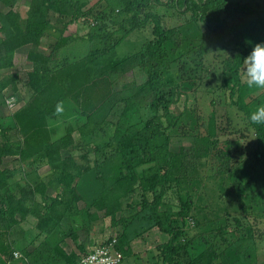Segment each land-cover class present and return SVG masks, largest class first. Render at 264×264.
<instances>
[{"label":"trees","instance_id":"obj_1","mask_svg":"<svg viewBox=\"0 0 264 264\" xmlns=\"http://www.w3.org/2000/svg\"><path fill=\"white\" fill-rule=\"evenodd\" d=\"M18 1L0 0V94L9 87L14 93L23 91L26 103L11 116V127H0V163L4 158L16 157L27 163L22 168L26 176L33 178L27 179L20 191L10 183L11 170L0 169V264H78L81 256L87 253L85 247L80 246L82 253L79 256L74 252L68 254L56 236L64 225H68L60 234L61 238L78 240L81 226L70 218L73 210L78 211L76 205L84 201L77 190V180L98 169L100 174L96 179L103 185L93 202L85 204L84 211L89 217L85 225L98 220V215L91 213L93 207L104 210L112 218V227L122 224L124 230L118 236L104 238L102 242L116 238L115 248L124 259L134 255L127 234L131 223L127 217L120 218V222L115 219L123 212V199L129 197L141 204L138 214L130 219L137 220L144 210L153 222L151 227L169 237L156 247L157 260L153 264H255L256 244H250V237L241 239V249L229 246L220 250L212 245L199 257L192 258L188 244L181 241L183 231L178 222L190 216L192 207V198L185 194L188 192L184 186L218 144L214 117L218 107H227L230 102L232 108L244 114V129L256 139L257 161L264 171V123L254 124L250 120V114L264 104V91L253 99L248 98L249 101L241 95L245 92L251 95L256 89L247 86L241 91L240 69L243 59L252 50L246 35L228 23L235 12L255 14L257 11L227 0L176 2V6L185 8V12L198 13L199 20H211L213 25L209 30L222 28L235 42L238 52L231 68L235 83L227 89L230 99L223 98L226 93L218 98L212 95L209 111L200 103L193 104L191 109L197 113L198 134L192 137L190 147L173 148L171 131L178 127L186 112L176 114L172 108L184 95L183 84L202 79L206 52L202 43L184 54L172 56L176 50L168 49L174 40L170 37L171 31L163 27L157 14L146 12L151 2L161 4V0H31L26 19L14 10ZM5 8L7 11L3 10ZM142 13H145L144 17ZM78 24L86 26L89 34L65 35L70 27ZM149 27L152 39L146 40L134 53L123 57L117 55V48L132 32ZM53 28L59 37L46 53L41 50L42 41L51 36L49 30ZM201 32L204 34L203 29ZM79 41L91 46L87 56L75 59L69 48ZM25 47H30L27 61L32 69L27 72V80L22 81L14 70V57ZM220 90L226 89L221 87ZM107 101L111 103V112L116 114L113 124L109 121L115 127L113 136L103 147L76 145V132L84 141L102 130L103 121L96 114ZM69 102L75 106L72 114L77 128L65 125V133L57 136L53 127L64 122L61 108ZM0 107V119L9 118L8 112H4L8 110L5 100L0 101ZM12 129L15 137L10 136ZM221 131L224 134V130ZM92 151L98 158L94 166L88 159ZM117 155L119 163H106ZM216 156L224 158L221 151ZM80 157L87 166L77 164ZM231 161L230 157L224 162L226 171ZM44 164L50 167L49 179L37 176ZM242 164L247 171L249 165L243 161L235 163L230 171ZM105 165H110L111 170H103ZM116 167L120 169L119 174L111 176ZM253 170L247 171L251 185L254 184ZM108 173L111 174L107 176ZM253 186L254 194L259 196L258 184ZM49 190L56 196L51 197ZM137 195L140 200L135 199ZM28 200L34 201L31 207L25 205ZM29 215L37 219L38 239L42 238L31 252L19 250L25 233L20 231V225ZM237 225L241 226L238 222ZM88 228L80 231L88 233ZM85 243H89L88 240ZM23 248L27 246L23 245ZM15 252L21 256L15 258Z\"/></svg>","mask_w":264,"mask_h":264},{"label":"rangeland","instance_id":"obj_2","mask_svg":"<svg viewBox=\"0 0 264 264\" xmlns=\"http://www.w3.org/2000/svg\"><path fill=\"white\" fill-rule=\"evenodd\" d=\"M94 2L98 0H92ZM161 4L155 2L150 3V7L146 12H153L159 16L163 27L171 31L170 37L174 40L170 42L168 49L176 53L172 56L175 57L178 54L185 53L188 50H192L204 43L205 49L204 67L205 72L202 73V79L198 82L183 84V96L180 102L172 108L176 114L186 112L185 116L181 119L178 127L171 131L173 137V148L179 146L190 147L192 143V137L198 134L197 129V113L194 112L191 107L193 104H201L206 106L207 111L211 110L209 102H211L212 95L218 98V96L226 93L223 98H229L228 88L234 86L233 74L231 68L235 64V55L238 52L235 42L231 37L223 32L222 28L216 30H209L211 20H199V14L194 12H185V8L176 6V2L179 0H161ZM233 5L239 3L246 5L249 8L257 11L255 14H248L241 11L235 12L231 19L228 20L229 25L238 27L248 40L251 50L257 43H264V0H227ZM31 0H19L14 10L19 12L21 16L26 19ZM169 3V4H168ZM168 4V5H167ZM120 9V7L118 8ZM251 9V10H252ZM0 10L1 6H0ZM7 11V9H3ZM257 13V14H256ZM142 17L145 13L141 14ZM204 30V34L201 30ZM91 30V29H90ZM50 37H46L42 41L41 50L49 53V46L53 44L59 37V33L55 28L50 29ZM89 29L83 25H76L69 28L66 36L72 34H79V36H85L89 34ZM152 29L145 28L132 32L130 36L117 48V55L123 57L127 54L134 53L139 50L142 44L149 39H152ZM180 45V46H179ZM90 43L85 41H79L70 47L71 55L77 58H83L88 55L90 50ZM30 47H25L18 50L14 57V70L19 73L20 79L27 80V72L32 69V65L27 61V55ZM73 57V58H74ZM243 67L240 69L241 78V91H243L247 85L243 79ZM2 72V71H1ZM138 75V72H135ZM138 76H136L137 78ZM3 78V77H1ZM141 83V80L139 81ZM197 87H199L197 89ZM226 90H220V88ZM198 91V94L196 92ZM264 89L256 88L254 92L241 94L245 98H254L257 94L262 93ZM242 93V92H241ZM250 95V96H249ZM249 96V97H248ZM16 98L18 105L14 108H9L7 100L9 98ZM5 98V99H4ZM224 98V99H225ZM239 100V97H237ZM5 100V105L8 110L9 118L0 119V127L8 128L12 125L11 116L25 105V94L23 91L14 93L12 88H7L0 94V101ZM243 98H240L242 101ZM249 101V99L247 100ZM228 102L227 107H218L214 114L215 126L217 128V140L218 144L215 150L209 158L203 160L199 167L190 175L191 181L184 186V189L192 198V207L190 210V216L185 220L179 219V227L183 231L181 241L188 244V253L192 258L199 257L210 246H215L218 249L228 248L229 246L235 249H241V239L248 238L250 244L254 242L256 244V262L255 264H264V174L262 170V164H258L256 156V150L259 148L256 143L253 134L248 133L247 129H244L243 124L246 123L244 114L239 112L236 108H232ZM264 106V104H261ZM9 106V107H8ZM1 108V107H0ZM75 106L73 102L63 108H61L62 124L53 127V132L57 133V136H61L65 133L66 127L71 124L74 128H77V123L73 119V110ZM7 114V113H6ZM115 112H111V103L106 102V105L101 106L98 109L96 117L103 121L102 130L95 134L93 137L81 140L79 133L74 134L76 145L85 146H99L103 147L114 134V126L112 125L115 120ZM7 116V115H6ZM109 121L112 122L110 125ZM66 125V127H65ZM224 130V134L221 131ZM228 132L230 135H228ZM10 136H16L12 129ZM246 136L245 138H241ZM241 141V142H240ZM233 144L232 147L230 145ZM240 146V147H239ZM93 148V147H92ZM238 149L239 152L233 153V150ZM242 149V151L240 150ZM91 150V149H90ZM221 151L224 158L216 156ZM78 155V154H76ZM103 155L101 158L105 157ZM232 159L230 167L226 171L224 162L230 158ZM116 158V159H115ZM120 157L117 155L106 163H119ZM88 159L92 160V166L95 165L98 159L95 153L92 151L88 155ZM3 163H0V169L11 170L12 187L22 189L27 182V179L33 178V176H26L25 170L22 166L27 163H22L16 157L4 158ZM79 165L87 166V163L80 157L77 159ZM100 161V160H99ZM243 161L249 165L247 168L248 173L252 171L253 183L259 186L260 195H255V187L251 185L247 171L242 167H238L234 171L230 169L234 168L235 163ZM105 163V164H106ZM110 165L103 166V170L109 171ZM44 167V168H43ZM43 168V169H42ZM41 170L37 173V176L49 179L51 170L47 164L42 166ZM99 170V169H98ZM92 171L93 174H84L77 180V190L81 194L80 197L84 201H80L76 206L78 213L72 211L70 218L71 221H75L83 229L90 226L88 233L80 229L78 230V240L74 241L73 238L68 237L61 238L62 232H65L68 225H64L60 229L59 235L56 236V240H60V246L69 254L76 250L80 244L88 240V244H100L104 238L118 236L123 231V225L120 224L117 227H112L113 220L110 216H107L105 211L98 208H92L91 213L98 215V220L93 224H87L88 216L85 213V204H91L95 198V195L99 192L103 183H99L96 179V175L100 174L99 171ZM111 172V171H110ZM114 172V173H113ZM113 172L108 173L107 176H117L120 172L119 167H116ZM232 172V173H231ZM231 173V174H229ZM228 175V176H227ZM76 186V184H75ZM24 188V187H23ZM258 190V189H257ZM49 195L55 197L56 193L49 190ZM18 197L20 195H17ZM135 199H139V195L135 196ZM254 197V198H253ZM143 201V200H142ZM128 202V203H127ZM136 200L128 198L123 199V212L118 213L115 220L120 222V218H129L131 225L127 229V234L131 240V250L134 255L127 256L124 259L123 264H153L156 262V247L168 240V236L152 228L153 222H150L147 213L139 214L137 220L130 219L131 216L138 214L140 205L136 203ZM33 200H28L25 205L32 206ZM132 205H128V204ZM140 211V212H142ZM145 216V217H144ZM198 222V223H197ZM237 222L241 226L237 225ZM67 223V222H66ZM37 219L33 215L27 216V218L21 223L20 231L25 233L21 237L22 246L19 250H25L31 252L36 247L35 243H39L42 238L38 239L36 231ZM8 229L7 227H4ZM63 240V241H62ZM27 246V248H23ZM23 248V249H22Z\"/></svg>","mask_w":264,"mask_h":264},{"label":"clouds","instance_id":"obj_3","mask_svg":"<svg viewBox=\"0 0 264 264\" xmlns=\"http://www.w3.org/2000/svg\"><path fill=\"white\" fill-rule=\"evenodd\" d=\"M243 79L251 88L264 89V43H257L250 54L243 59ZM254 124L264 123V106L250 114Z\"/></svg>","mask_w":264,"mask_h":264},{"label":"built area","instance_id":"obj_4","mask_svg":"<svg viewBox=\"0 0 264 264\" xmlns=\"http://www.w3.org/2000/svg\"><path fill=\"white\" fill-rule=\"evenodd\" d=\"M9 108H14L17 103L16 98H9L7 100ZM117 244L116 238L111 242H101L100 244H94L88 249L87 253L82 255L78 264H122L124 256L121 252L117 251L115 246ZM21 255L19 252L14 253L15 258H19Z\"/></svg>","mask_w":264,"mask_h":264},{"label":"crops","instance_id":"obj_5","mask_svg":"<svg viewBox=\"0 0 264 264\" xmlns=\"http://www.w3.org/2000/svg\"><path fill=\"white\" fill-rule=\"evenodd\" d=\"M44 168V167H43ZM42 168V169H43ZM40 170H41V168H40ZM80 246H82V247H85V251L87 252L88 251V249H90L91 248V246H93V245H91V243L90 244H88V243H85V241L84 242H82L81 244H80ZM76 247V250L74 251V253H76L78 256L79 255H81V253H82V247Z\"/></svg>","mask_w":264,"mask_h":264}]
</instances>
